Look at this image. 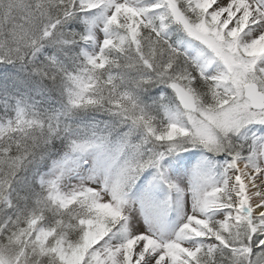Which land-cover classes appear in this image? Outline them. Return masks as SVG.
<instances>
[{
	"label": "snow or ice",
	"instance_id": "obj_1",
	"mask_svg": "<svg viewBox=\"0 0 264 264\" xmlns=\"http://www.w3.org/2000/svg\"><path fill=\"white\" fill-rule=\"evenodd\" d=\"M0 264H264V0H0Z\"/></svg>",
	"mask_w": 264,
	"mask_h": 264
}]
</instances>
